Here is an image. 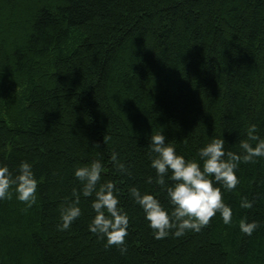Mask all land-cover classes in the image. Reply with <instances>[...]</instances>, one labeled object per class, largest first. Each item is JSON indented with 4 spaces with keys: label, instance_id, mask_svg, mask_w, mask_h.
I'll return each mask as SVG.
<instances>
[{
    "label": "trees",
    "instance_id": "16d2710c",
    "mask_svg": "<svg viewBox=\"0 0 264 264\" xmlns=\"http://www.w3.org/2000/svg\"><path fill=\"white\" fill-rule=\"evenodd\" d=\"M253 123L264 137V0H0V164L28 161L39 181L31 207L14 189L0 200V264H264V158L241 163L224 193L230 225L217 213L157 240L128 196L158 191L145 183L152 134L195 157L213 136L238 151ZM114 150L131 176L115 171ZM94 159L130 216L125 254L89 232L91 197L57 229L75 169ZM243 217L259 223L251 236Z\"/></svg>",
    "mask_w": 264,
    "mask_h": 264
},
{
    "label": "clouds",
    "instance_id": "9594fccd",
    "mask_svg": "<svg viewBox=\"0 0 264 264\" xmlns=\"http://www.w3.org/2000/svg\"><path fill=\"white\" fill-rule=\"evenodd\" d=\"M243 135L246 138L239 141L238 151L227 149L224 137L213 136L197 149L195 157L178 151L163 132L151 135L148 159L155 175H149L145 183L156 185L158 191L141 190L133 185L128 188V196L142 210L155 239L170 235L179 238L190 231L198 233L217 213L225 225L232 223L233 208L225 202L223 195L240 183L241 163H256L264 158V137L258 133V126L251 124ZM107 140L105 136L106 143ZM110 159L121 176L133 174L130 165L120 159L117 151H112ZM103 168L102 161L94 159L75 169L73 175L80 182V189L74 188L72 198L61 204L57 229L69 230L82 215L81 196L91 197L94 215L88 224L89 232L105 240L106 249L115 245L121 254H125L130 216L121 204L117 185L111 180L102 182ZM38 184L32 163L22 161L15 171L0 164V200L11 199L14 189L16 199L31 207L36 203ZM254 202L243 197L239 207L251 209ZM258 227V221H249L247 217L239 221L240 231L248 236Z\"/></svg>",
    "mask_w": 264,
    "mask_h": 264
}]
</instances>
